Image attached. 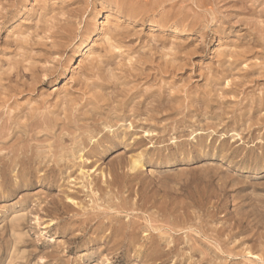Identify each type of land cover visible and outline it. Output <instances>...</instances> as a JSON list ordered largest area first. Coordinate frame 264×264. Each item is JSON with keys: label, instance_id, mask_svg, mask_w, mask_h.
<instances>
[{"label": "rangeland", "instance_id": "rangeland-1", "mask_svg": "<svg viewBox=\"0 0 264 264\" xmlns=\"http://www.w3.org/2000/svg\"><path fill=\"white\" fill-rule=\"evenodd\" d=\"M0 12L12 74L0 82L12 139L0 144V264H264V0H0ZM19 147L30 162L11 165Z\"/></svg>", "mask_w": 264, "mask_h": 264}, {"label": "bare ground", "instance_id": "bare-ground-1", "mask_svg": "<svg viewBox=\"0 0 264 264\" xmlns=\"http://www.w3.org/2000/svg\"><path fill=\"white\" fill-rule=\"evenodd\" d=\"M21 1H22V0H21ZM121 1H122V0H121ZM144 2H145V1H144ZM49 4H50V3H49ZM62 4H63V3H62ZM174 4H175V3H174ZM242 4H243V3H242ZM7 5H8V4H7ZM63 5H64V4H63ZM40 6H41V5H40ZM232 6H233V5H232ZM73 7H74V6H73ZM133 7H134V6H133ZM136 7H137V6H136ZM248 7H249V6H248ZM253 7H254V6H253ZM61 8H62V7H61ZM2 10H3V9H2ZM6 10H7V9H6ZM44 11H45V10H44ZM46 11H47V10H46ZM77 11H78V10H77ZM130 11H131V10H130ZM2 12H3V11H2ZM39 12H40V11H39ZM41 12H42V11H41ZM57 12H58V11H57ZM59 12H60V11H59ZM85 12H86V11H85ZM0 13H1V12H0ZM10 13H11V12H10ZM45 13H46V12H45ZM56 14H57V13H56ZM256 14H257V13H256ZM3 15H4V14H3ZM3 15H2V16H3ZM6 15H7V12H6ZM11 15L13 16L12 13H11ZM14 15H15V14H14ZM135 15H137V14H135ZM196 15H197V14H196ZM7 16H8V15H7ZM35 16H37V15H35ZM51 16H52V15H51ZM132 16H133V15H132ZM136 17H137V16H136ZM183 17H184V16H183ZM230 17H231V15H230ZM255 17H256V16H255ZM49 18H50V17H49ZM54 18H55V17H54ZM162 18H163V17H162ZM186 18H187V17H186ZM47 19H48V18H47ZM50 19H51V18H50ZM50 19H49V20H50ZM52 19H53V18H52ZM18 20H19V19H18ZM60 20H61V18H60ZM74 20H75V18H74ZM155 20H156V19H155ZM169 20H170V19H169ZM52 21H53V20H52ZM54 21L56 22V20H54ZM109 21H110V20H109ZM165 21H166V20H165ZM259 21H260V20H259ZM3 22H4V21H3ZM41 22H42V21H41ZM46 22H47V21H46ZM57 22H58V21H57ZM154 22H155V21H154ZM64 23H65V22H64ZM66 23H67V22H66ZM182 23H183V22H182ZM226 23H227V22H226ZM228 23H229V22H228ZM46 24H47V23H46ZM49 24H50V23H49ZM73 24H74V23H73ZM103 24H104V23H103ZM30 25H31V24H30ZM67 25H70V24H67ZM67 25H66V26H67ZM44 26H45V25H44ZM47 26H48V25H47ZM66 26H64V27H66ZM76 26H77V25H76ZM76 26H75V27H76ZM54 27H55V26H53V27L51 26V28H53V30H54ZM67 27H69V26H67ZM39 28H40V27H39ZM39 28H38V29H39ZM45 28H46V27H45ZM69 28H70V27H69ZM26 29H27V28H26ZM78 29H79V28H78ZM39 30H41V29H39ZM42 30H43V29H42ZM49 30H50V28L48 29V31H49ZM57 30H58V29H57ZM57 30H56V31H57ZM73 30H74V29H73ZM199 30H200V29H199ZM18 31H19V30H18ZM36 31H37V29H36ZM56 31H55V32H56ZM59 31H60V30H59ZM63 31H65V30H63ZM75 31H76V30H75ZM122 31H123V30H122ZM39 32H40V31H39ZM42 32H45V33H46V31H44V30H43ZM42 32H41V33H42ZM53 32H54V31H53ZM53 32H51V35H52ZM68 32H69V31H68ZM158 32H159V31H158ZM57 33L60 34V32H57ZM122 33H123V32H122ZM201 33H202V32H201ZM42 34H43V33H42ZM70 34H71V32H70ZM72 34H73V33H72ZM12 35H13V34H12ZM64 35H65V34H64ZM124 35H125V34H124ZM128 36H129V35H128ZM160 36H161V35H160ZM162 36H163V35H162ZM8 37H9V36H8ZM44 37H45V36H44ZM74 37H75V36H74ZM178 37H179V36H178ZM41 38H42V37H41ZM48 38H49V37H48ZM122 38H123V36H122ZM27 39H29V38H27ZM33 39H34V38H33ZM57 39H58V38H57ZM63 39H64V38H63ZM242 39H243V38H242ZM30 40H32V38H31ZM30 40H27L26 43H25V41H24L25 44H24V43H21V44H20V42H19V43L16 42V45H17V43L20 44V45H23V44H24L25 46H26V44H27V47H26V48L28 49V46H29V45H28V43H29L28 41H30ZM45 40H46V39H45ZM47 40H48V39H47ZM50 40H51V38H50ZM4 41H5V40H4ZM16 41H19V40H16ZM66 41H67V40H66ZM256 41H257V40H256ZM2 42H3V41H2ZM27 42H28V43H27ZM31 42H33V40H32ZM31 42H30L29 44H33V45H34V43H31ZM46 42H47V41H46ZM51 42H52V41H51ZM70 42H71V41H70ZM159 42H160V41H159ZM168 42H169V41H168ZM175 42H176V41H175ZM250 42H251V41H250ZM13 43H14V42H13ZM35 43H37V42H35ZM44 43H45V42H44ZM11 44H12V43H11ZM61 44H62V43H61ZM234 44H235V43H234ZM13 45H14V44H13ZM35 45H38V43L35 44ZM35 45H34V46H35ZM39 45H41V44H39ZM39 45H38V46H39ZM53 45H54V44H53ZM197 45H198V44H197ZM236 45H238V44H236ZM10 46H11V45H10ZM14 46H15V45H14ZM25 46H24V47H25ZM253 46H254V45H253ZM256 46H257V45H256ZM2 47H3V46H2ZM21 47H22V46H21ZM24 47H23V48H24ZM29 47H32V46L30 45ZM41 47H42V45H41ZM49 47H51V46H49ZM179 47H180V46H179ZM226 47H227V46H226ZM3 48H4V47H3ZM17 48H18V47H17ZM46 48H47V47H46ZM247 48H248V47H247ZM5 49L7 50V48H5ZM14 49H15V48H14ZM31 49H33V48H31ZM49 49H50V48H49ZM180 49H181V48H180ZM242 49H244V48H242ZM9 50H11V48H9L7 51H9ZM102 50H103V49H102ZM104 50H105V49H104ZM201 50H202V48H201ZM244 50H245V49H244ZM254 50H255V49H254ZM0 51H1V50H0ZM99 51H100V50H99ZM106 51L110 54V51L105 50V52H106ZM4 52H5V51H4ZM41 52H42V51H41ZM180 52H181V51H180ZM203 52H204V51H203ZM238 52H240V51H238ZM245 52H246V51H244V52H242V53H245ZM247 52H251L250 49H249V51L247 50ZM257 52H258V51H257ZM257 52H256V53H257ZM181 53H182V52H181ZM251 53H252V52H251ZM13 54H14V53H13ZM81 54H82V53H81ZM232 54H233V53H232ZM245 54L248 55L249 53H245ZM245 54H243V55H245ZM42 55H43V54H42ZM98 55H99V54H98ZM111 55H113V54H111ZM219 55H220V54H219ZM233 55H234V54H233ZM236 55H238V54H235V57H236ZM243 55H242V56H243ZM247 55H246V56H247ZM249 55H250V54H249ZM25 56H26V55H25ZM37 56H38V55H37ZM104 56H105V55H104ZM108 56H109V55H108ZM108 56H107V57H108ZM227 56H228V55H227ZM242 56H240V54H239V57H242ZM19 57H20V56H19ZM27 57H28V56H27ZM27 57H26V60H29V59H27ZM32 57H33V56H32ZM105 57H106V56H105ZM112 57L114 58V55H113ZM112 57H111V58H112ZM222 57H223V56H222ZM231 57H232V56H231ZM235 57L233 56V58H235ZM237 57H238V56H237ZM237 57H236V58H237ZM1 58H2V57H1ZM21 58H22V57H21ZM45 58H46V56H45ZM245 58H246V57H244L243 59H245ZM250 58H251V57H250ZM18 59H19V58H18ZM18 59H17V60H18ZM30 59H31V58H30ZM152 59H153V58H152ZM155 59H156V58H155ZM222 59H223V58H222ZM240 59H241V58H240ZM12 60H13V59H12ZM19 60H20V59H19ZM26 60H25V61H26ZM107 60H108V59H107ZM140 60H141V59H140ZM223 60H224V59H223ZM22 61H23V60H21V61H17V62L15 61V63L13 64L14 66L12 67L13 70H14L13 72H15V76H17L18 79H19V77L21 76V74H22V76H23V74H24V72H25V71H23L22 68H21V64H22L21 62H22ZM53 61H54V60H53ZM109 61H110V60H109ZM142 61H143V60H142ZM225 61H226V60H225ZM241 61H242V60H241ZM241 61H240V62H241ZM12 62H14V61H12ZM23 62H24V61H23ZM59 62H60V61H59ZM106 62H107V61H105V63H106ZM155 62H156V61H155ZM236 62H237V59H236V61H235V60H234V61L232 60V62H230V63H232V64L235 66V65H236ZM1 63H3V62H1ZM90 63H91V62H90ZM107 63H109V62H107ZM147 63H148V62H147ZM152 63H153V62H151V64H152ZM237 63H238V62H237ZM9 64H10V63H9ZM24 64H25V62H24ZM27 64H28V62H27ZM29 64L31 65V62H30ZM91 64H92V63H91ZM100 64H102V63L100 62ZM143 64H144V63H143ZM33 65H34V64H33ZM94 65H95V64H94ZM94 65L91 66V67H93L92 69H94ZM152 65H153V64H152ZM155 65H156V64H155ZM165 65H166V64H165ZM165 65H164V66H165ZM180 65H181V64H180ZM238 65H239V64H238ZM40 66H41V65H40ZM100 66H101V65H100ZM100 66H98V67L100 68ZM22 67H24V66H22ZM28 67H29V66H28ZM28 67H27V69H28ZM30 67L32 68V66H30ZM95 67L98 68V67H97V64L95 65ZM143 67H144V66H143ZM158 67H159V66H158ZM160 67H161V66H160ZM167 67H168V66H167ZM169 67H170V66H169ZM171 67H172V65H171ZM37 68H38V67H37ZM83 68H84V67H83ZM85 68H86V67H85ZM96 68H95V70H96ZM155 68H156V66H155ZM162 68H163V67H162ZM176 68H177V67H176ZM249 68H250V67H249ZM249 68H248V69H249ZM252 68H253V67H252ZM23 69H24V68H23ZM35 69H36V67H35ZM40 69H41V68H40ZM51 69H52V68H51ZM89 69H90V67L87 68V71H88ZM109 69H110V68H109ZM157 69H158V68H157ZM160 69H161V68H160ZM164 69H166V68H164ZM232 69H233V68H232ZM257 69H258V68H256V70H257ZM25 70H26V69H25ZM46 70H48V69H46ZM49 70H50V69H49ZM83 70H85V69H83ZM98 70H99V69H98ZM100 70H101V69H100ZM154 70H155V69H154ZM154 70H152V71H154ZM175 70L177 71V69H175ZM256 70H255V71H256ZM30 71L32 72V69L29 68V73H30ZM39 71H40V70H39ZM42 71H43V70H42ZM90 71H92V70H90ZM179 71H180V70H179ZM247 71L249 72V70H247ZM257 71H258V70H257ZM257 71H256V73H257ZM33 72H35V70H33ZM33 72H32V74L30 73V75H32V76H36L37 74L34 75ZM46 72H47V71H46ZM50 72H51V71H49V73H50ZM92 72H93V71H92ZM94 72H95V71H94ZM96 72H97V71H96ZM108 72H109V71H108ZM38 73H39V72H38ZM40 73L42 74V72H40ZM43 73H44V72H43ZM51 73H52V72H51ZM87 73H88V72H87ZM99 73H100V71H99ZM99 73H98V75H99ZM160 73H161V72H160ZM162 73H164V70L162 71ZM230 73H231V72H230ZM251 73H252V71H251ZM251 73H250V74H251ZM253 73H254V72H253ZM9 74H11V72H7V73H4V74H3L2 72H0V82H2V81H1L2 79H3L4 81H6V80H7V81L10 80L11 77H12V74H11V76H9ZM45 74H47V73H45ZM52 74H54V73H52ZM90 74H91V73H90ZM92 74H93V73H92ZM92 74H91V75H92ZM149 74H150V73H149ZM151 74H152V73H151ZM222 74H223V73H222ZM245 74H247V73H245ZM245 74H244V75H245ZM258 74H260V72L257 73V75H258ZM13 75H14V74H13ZM24 75H25V74H24ZM43 75H44V74H43ZM84 75H86V73H84ZM87 75H88V74H87ZM91 75H89V76H91ZM93 75H94V74H93ZM93 75H92V76H93ZM147 75H148V74H147ZM166 75H167V74H166ZM170 75H171V74H170ZM27 76H28V75H27ZM41 76H42V75H41ZM41 76L38 75L36 78H38V77L41 78ZM44 76H45V75H44ZM44 76H43V77H44ZM99 76H100V75H99ZM101 76H102V75H101ZM101 76H100V77H101ZM148 76H149V75H148ZM220 76H221V74H220ZM220 76H219V78H220ZM259 76H260V75H259ZM23 77H24V76H23ZM43 77H42V78H43ZM48 77H50V76H48ZM52 77H53V76H52ZM52 77H51V78H52ZM86 77H87V76H86ZM109 77H110V75H109ZM137 77H138V75H137ZM243 77H246V76H243ZM247 77H248V76H247ZM13 78H14V77H13ZM15 78H16V77H15ZM15 78H14V79H15ZM32 78H33V77H32ZM36 78H34V79H36ZM151 78H152V77H151ZM224 78H225V77H224ZM5 79H6V80H5ZM18 79H17V80L15 79V80L18 81ZM30 79H31V76H30ZM141 79H142V78H141ZM157 79H158V78H157ZM31 80H33V79H31ZM40 80H41V79H40ZM47 80H49V79H47ZM218 80H219V79H218ZM218 80H217V81H218ZM224 80H225V79H224ZM250 80H251V79H250ZM4 81H3V82H4ZM80 81H81V80H80ZM80 81H79V82H80ZM19 82H20V81H19ZM23 82H24V81H23ZM23 82H22V83H23ZM31 82H32V81H31ZM31 82H30V85L34 82V80H33L32 83H31ZM35 82L39 83L38 80L35 81ZM35 82H34V83H35ZM74 82H76V81H74ZM83 82H85V81L82 80V84H83ZM220 82H221V81H220ZM6 83H7V82H6ZM6 83H5V84H6ZM24 83H26V82H24ZM37 83H36V85H37ZM76 83L78 84V81H77ZM95 83H97V82H95ZM95 83H94V84H95ZM218 83H219V82H218ZM221 83H222V82H221ZM221 83H220V84H221ZM16 84H17V83H16ZM16 84H15L14 86H17ZM27 84H28V83H27ZM27 84H26V86H27ZM80 84H81V83H80ZM85 84H86V83H85ZM87 84H88V83H87ZM90 84H91V83H90ZM155 84H156V83H155ZM232 84H233V83H232ZM232 84H231V85H232ZM7 85H11V83H7ZM12 85H13V84H12ZM12 85H11V87H12ZM22 85H24V84H22ZM32 85H33V84H32ZM78 85H79V84H78ZM78 85H77V86H78ZM95 85H96V84H95ZM95 85H94V86H95ZM243 85H244V84H243ZM5 86H6V85H5ZM14 86H13V87H14ZM26 86H25V87H26ZM33 86H34V85H33ZM75 86H76V85H75ZM82 86H83V85H82ZM82 86H80V87H82ZM91 86H93V85H91ZM91 86H90V87H91ZM104 86H106V85H104ZM6 87H7V86H6ZM6 87L3 86V88H6ZM17 87H19V86H17ZM31 87H32V86H31ZM83 87H84V86H83ZM100 87H101V85H100ZM107 87H108V85H107ZM214 87H215V86H214ZM214 87H213V89H214ZM226 87H227V86H226ZM229 87H230V86H229ZM231 87H232V86H231ZM234 87H236L235 84H234ZM241 87H242V86H241ZM20 88H23L24 90L26 89V88H24V87H20ZM29 88H30V87H29ZM71 88H72V87H71ZM85 88H86V86H85ZM85 88H84V89H85ZM88 88H89V87H88ZM88 88H86L85 91H87ZM97 88H98V87H97ZM101 88H102V87H101ZM108 88H110V87H108ZM236 88H238V87H236ZM10 89H11V88H10ZM12 89H13V88H12ZM18 89H19V88H18ZM27 89H28V88H27ZM27 89H26V91H27ZM73 89H74V88H73ZM79 89H80V88H79ZM84 89H83V90H84ZM229 89H230V88H229ZM1 90H2V89H1ZM1 90H0V92H1ZM71 90H72V89H71ZM94 90H95V89H94ZM108 90H109V89H108ZM108 90H107V91H108ZM130 90H131V89H130ZM230 90H231V89H230ZM230 90H229V91H230ZM232 90H233V89H232ZM7 91H9L8 87H7ZM11 91H12V90H11ZM15 91L18 92V90H15ZM15 91H14V92H15ZM26 91H23V92L25 93ZM30 91H31V88H30ZM76 91H77V90H76ZM90 91H91V89H90ZM92 91H93V90H92ZM96 91H97V90H95V91H93V92L96 93ZM105 91H106V90H105ZM222 91H223V90H222ZM19 92L22 93V91H20V89H19ZM28 92H29V90H28ZM35 92H36V91H35ZM78 92H79V91H78ZM80 92H81V91H80ZM128 92H129V91H128ZM128 92H127V93H128ZM134 92H135V91H134ZM134 92H132V93H134ZM12 93H13V92H12ZM15 93H16V92H15ZM83 93H85V92H83ZM87 93H88V92H86L85 94L87 95ZM94 93H91V94H94ZM101 93H102V92H101ZM158 93H159V92H158ZM218 93H219V92H218ZM22 94H23V93H22ZM91 94H90V95H91ZM136 94H137V93H136ZM208 94H209V93H208ZM2 95H3V94H2ZM9 95L11 96V93H10V92H9ZM81 95H82V94H81ZM134 95H135V94H134ZM150 95H151V94H150ZM150 95H149V96H150ZM155 95H156V94H155ZM155 95H154V96H155ZM162 95H163V94H162ZM210 95L213 96L212 94H210ZM210 95L208 96L209 98H210ZM0 96H1V95H0ZM4 96H7V95L5 94ZM12 96H13V95H12ZM19 96H20V95H19ZM103 96H104V95H103ZM127 96H128V95H127ZM154 96H153V99L156 100L157 98H154ZM158 96H159V94H158L157 96H155V97H158ZM160 96H161V93H160ZM160 96H159V97H160ZM205 96L207 97V94H206ZM13 97H14V96H13ZM13 97H12V98H13ZM21 97H22V96H21ZM87 97H88V96H87ZM92 97H93V96H92ZM128 97H129V96H128ZM144 97H147V96H144ZM151 97H152V96H151ZM151 97H149V98H151ZM239 97H240V96H239ZM253 97H254V96H253ZM73 98H74V96H73ZM81 98H82V97H81ZM85 98H86V97H85ZM88 98H89V97H88ZM101 98H102V97H101ZM162 98H163V97H162ZM199 98H200V97H199ZM201 98H203V97H201ZM211 98H212V97H211ZM242 98H243V97H242ZM4 99H6V98H4ZM7 99H10V97L7 98ZM129 99H130V98H129ZM205 99L207 100V98H205ZM254 99H255V98H254ZM83 100H84V99H83ZM92 100H93V99H92ZM143 100H144V99H143ZM145 100H146V99H145ZM147 100H148V99H147ZM151 100H152V99H151ZM163 100H164V98H163ZM249 100H251V98H250ZM9 101H10V100H9ZM9 101H7V102H9ZM15 101H16V100H15ZM94 101H95V100H94ZM252 101H253V100H252ZM3 102H4V100H3ZM7 102L5 101L4 104L6 105ZM12 102H13V101H12ZM63 102H64V101H63ZM72 102H73V101H72ZM87 102H88V101H87ZM90 102H91V101H90ZM146 102H147V101H146ZM150 102H151V101H150ZM157 102H158V100H157ZM163 102H164V101H163ZM206 102H207V101H206ZM253 102H254V101H253ZM255 102H256V101H255ZM258 102H259V101H258ZM68 103H69V102H68ZM74 103H75V101H74ZM74 103H72V105H73ZM82 103H83V101H82ZM91 103H93V102H91ZM141 103H144V102H141ZM158 103H160V105H161L162 102H158ZM207 103L209 104V102H207ZM0 104H1V106L3 105L2 100H0ZM15 104H17V103L15 102ZM76 104H77V103H76ZM100 104H101V103H99V105H100ZM144 104H145V103H144ZM235 104H236V103H235ZM240 104H241V103H240ZM240 104H237V105H240ZM10 105H11V104H10ZM17 105H18V104H17ZM41 105H42V104H41ZM69 105H70V104H69ZM69 105H68V106H69ZM77 105L79 106V104H77ZM81 105H82V104H81ZM156 105H157V104H156ZM158 105H159V104H158ZM160 105H159V106H160ZM255 105H256V103H255ZM8 106H9V105H8ZM14 106H15V105H14ZM18 106H19V105H18ZM43 106H44V104H43ZM78 106H77V107H78ZM101 106H102V105H101ZM161 106H162V105H161ZM240 106L242 107V105H240ZM258 106H259V105H258ZM37 107H38V105H37ZM39 107H40V106H39ZM74 107H76V106H74ZM157 107H158V106H157ZM165 107H166V106H165ZM254 107L256 108V106H254ZM4 108H5V107H4ZM20 108L22 109V106H21ZM44 108L46 109V107H44ZM62 108H66V107H63V106H62ZM67 108H69V107H67ZM232 108H233V107H232ZM259 108H260V106H259ZM1 109H2V108H1ZM30 109L32 110V108H30ZM30 109H29V110H30ZM39 109H40V108H39ZM42 109H43V107H42ZM42 109L40 110L41 112H42ZM60 109H61V108H60ZM60 109H59V110H60ZM77 109H79V108H77ZM101 109H102V108H101ZM143 109H144V108H143ZM148 109H149V108H148ZM157 109H158V108H157ZM159 109H160V108H159ZM161 109H162V108H161ZM22 110H23V109H22ZM29 110H28V111H29ZM34 110H35V109H34ZM61 110L63 111V109H61ZM65 110H66V109H65ZM67 110H68V109H67ZM73 110L76 111V109H73ZM103 110H104V109H103ZM140 110H142V109H140ZM140 110H137V111L141 112ZM150 110H152L151 107H150ZM154 110L156 111V108L153 109L152 111H154ZM252 110H253V109H252ZM254 110H256V109H254ZM254 110H253V111H254ZM257 110H258V109H257ZM1 111H2V110H1ZM1 111H0V112H1ZM6 111H7V109H6ZM17 111H19V110H17ZM17 111L15 110L14 113L17 112ZM20 111H21V110H20ZM23 111H25V110H23ZM43 111H44V109H43ZM62 111H61V112H62ZM75 111L73 112V113H75V114H76L77 112H79V111H77V112H75ZM101 111H102V110H101ZM127 111H129V115H131V114H130V110H127ZM152 111H151L150 113H151L152 117H154L153 114H152V113H154V112H152ZM161 111L163 112V109H162ZM161 111H160V112H161ZM165 111H166V110H165ZM3 112H4V110H3ZM29 112H31V111H29ZM37 112H38V111H37ZM69 112H72V108H71V111H69ZM157 112H158V111H157ZM160 112H159V114H160ZM162 112H161V113H162ZM166 112H167V111H166ZM8 113L10 114L9 111H8ZM8 113H7L6 115H8V117H9L10 115H9ZM18 113H19V112H18ZM24 113H25V112H24ZM32 113L34 114V111H33ZM38 113H39V112H38ZM47 113H48V112H47ZM47 113H46V114H47ZM73 113H72V114H73ZM125 113H127V112H125ZM136 113H137V112H136ZM0 114H2V113H0ZM11 114H12V113H11ZM19 114H20V113H19ZM21 114H22V113H21ZM21 114L19 115V117L21 116ZM28 114H31V113H28ZM43 114H45V112H44ZM43 114H40V115L38 114V116L42 117L41 115H43ZM66 114H67V112H66ZM72 114H70V115H72ZM122 114H123V113H122ZM143 114H144V113H143ZM155 114H156V113H155ZM249 114H250V113H249ZM253 114H254V113H253ZM3 115H5V114H3ZM3 115H2V116H3ZM16 115H17V114H14V115H12L11 117L8 118V119L11 121V124H12V123H13V124H14V123L16 124V120L18 119V116L16 117ZM47 115H48V114H47ZM49 115H50V114H49ZM49 115H48V116H49ZM51 115H53V114H51ZM51 115H50V117H51ZM61 115H62V113H61ZM112 115H113V114H112ZM123 115H124V114H123ZM123 115H122V116H123ZM145 115H146V114H145ZM160 115H161V114H160ZM250 115H251V114H250ZM26 116H27V115H26ZM28 116H30V115H28ZM43 116H46V115H43ZM48 116H46V117H48ZM54 116H55V115H54ZM125 116H126V115H125ZM139 116H140V115H139ZM149 116H150V114H149ZM155 116L158 117L157 114H156ZM32 117H34V116H33V115L30 116L29 119H31ZM71 117H73V116H71ZM71 117H70V118H71ZM76 117H77V116L75 115V118H76ZM130 117H131V116H130ZM160 117H161V116H160ZM35 118H37V116H35ZM35 118H34V119H35ZM43 118H44V117H43ZM48 118H49V117H48ZM53 118H54V117H53ZM53 118L51 117L52 120H54ZM61 118H62V116H61ZM75 118H73V119H75ZM89 118H90V117H89ZM3 119H4V118H3ZM5 119H6V118H5ZM27 119H28V118H27ZM29 119H28V120H29ZM41 119H42V118H41ZM46 119H47V118H46ZM46 119H45V120H46ZM49 119H50V118H49ZM59 119H60V118H59ZM62 119H63V118H62ZM64 119H65V118H64ZM66 119H67V118H66ZM78 119H79V118H78ZM118 119H119V118H118ZM120 119H122V118H120ZM156 119H157V118H156ZM158 119H159V118H158ZM158 119H157V120H158ZM161 119H163V118H161ZM1 120H2V119H1ZM6 120H7V119H6ZM9 120H8V121H9ZM55 120H56V119H55ZM71 120H72V118H71ZM71 120H70V122L73 121V120H72V121H71ZM239 120H240V119H239ZM31 121H32V120H31ZM40 121H41V120H40ZM40 121H39V122H40ZM46 121H47V120H46ZM58 121L62 123V120H58ZM66 121H67V120H66ZM76 121H77V120H76ZM2 122H3V120L1 121L0 124H2ZM4 122H5V121H4ZM28 122H29V121H28ZM39 122H38V123H39ZM47 122H49V120H48ZM54 122H55V121H54ZM63 122H64V121H63ZM68 122H69V121H68ZM73 122H74V121H73ZM77 122H78V121H77ZM117 122H118V121H117ZM7 123H8V122H7ZM44 123H45V121H44ZM65 123H66V122H65ZM74 123H75V122H74ZM4 124H5V123H4ZM15 124H14V125H15ZM40 124H41V123H40ZM40 124H39V125H40ZM46 124H48V123H46ZM57 124H58V123H57ZM115 124H116V123H115ZM9 125H10V123H9ZM16 125H17V124H16ZM16 125H15V126H16ZM20 125H22L23 127H25V125H27V123H26L25 125H23L22 123H19V124L17 125V127L14 128V130L20 131L19 134H21L22 137H23V136H24V137L26 136V137L28 138V140H29V139H30V140H31V139H34V135H33V136H32V135H31V136H30V135H28V136L26 135V134H28V132H29L30 130H29L28 132H24V131H23L24 128H22ZM28 125H29V124H28ZM28 125H27V126H28ZM32 125H33V124H32ZM32 125H31V126H32ZM41 125H42V124H41ZM59 125H60V123H59ZM59 125H58V126H59ZM66 125H67V124H66ZM66 125H65V127H66ZM86 125H87V124H86ZM2 126H4V125L2 124V125L0 126V128H3ZM5 126H6V125H5ZM11 126H12V125H10V127H11ZM27 126H26V127H27ZM34 126H35V124H34ZM51 126H52V128H53L54 123H53V125H51ZM58 126H57V127H58ZM67 126H68V125H67ZM77 126H78V125H77ZM115 126H116V125H115ZM7 127H9V126H7ZM10 127H9V128H10ZM41 127L44 129V128H45V124H44V126H41ZM47 127H48V126H47ZM60 127L62 128V126H60ZM60 127H59V129H60ZM9 128H8V129H9ZM33 128L36 129L37 127H33ZM49 128H50V127H48V129H47L48 131H49ZM75 128H76V127H75ZM78 128H79V127H78ZM95 128H96V126H95ZM4 129H5V128H4ZM29 129H32V127L29 128ZM45 129H46V128H45ZM0 130H3V129H0ZM27 130H28V128H27L25 131H27ZM33 130H34V129H33ZM33 130H32V131H33ZM50 130H51V129H50ZM12 131H13V130H12ZM17 131H13V134H14L15 132H17ZM34 131H35V130H34ZM34 131H33V132H34ZM43 131H44V130H43ZM52 131H53V130H52ZM52 131H51V132H52ZM67 131H68V130H67ZM0 132H1V131H0ZM4 132L7 133V130H5ZM9 132H10V131L8 130V133H9ZM45 132L48 133L47 131H45ZM6 133H1V134H0V144H5V141L8 139V137H7L8 134H6ZM30 134H33V133L31 132ZM34 134H35V133H34ZM37 134H38V133H37ZM49 134H51V133L49 132ZM52 134H53V133H52ZM59 134H60V133H59ZM9 135H10V134H9ZM13 136H14V135H13ZM13 136H12V137H13ZM21 136H20V138H21ZM43 136H44V135H43ZM60 136H61V135H60ZM102 136H103V135H102ZM10 137H11V135L9 136V139H10ZM16 137H19V136L16 135ZM26 137H25V138H26ZM57 137H59V136H57ZM35 138H36V137H35ZM48 138H49V137H48ZM59 138H60V137H59ZM61 138H62V137H61ZM64 138H65V137H64ZM75 138H76V136H75ZM75 138H74V139H75ZM79 138H80V137H79ZM82 138H84V137H82ZM9 139H8V140H9ZM13 139H14V138H13ZM36 139H37V138H36ZM85 139H86V138H85ZM85 139H84V140H85ZM102 139H103V138H102ZM105 139H106V137H105ZM10 140H12V139H10ZM16 140H17V139H16ZM19 140H21V139H19ZM30 140H29V141H30ZM37 140H38V139H37ZM60 140H62V139H60ZM78 140H79V139H78ZM82 140H83V139H82ZM143 140H144V139H143ZM17 141H18V140H17ZM24 141H25V140H24ZM43 141H45V140H43ZM62 141H63V140H62ZM106 141H107V140H105V142H106ZM18 142H19V141H18ZM21 142H22V141H21ZM35 142H36V140H35ZM56 142H58V139H57ZM60 142H61V141H60ZM96 142H97V141H96ZM98 142H99V141H98ZM102 142H103V140H102ZM19 143H20V142H19ZM22 143H24V142H22ZM25 143H26V141H25ZM75 143H76V139H75ZM75 143H74V144H75ZM78 143H79V142H78ZM78 143H77V145H78ZM81 143H82V141H81ZM20 144H21V143H20ZM26 144H27V143H26ZM84 144H85V142H84ZM113 144H114V142H113ZM6 145H7V144H6ZM28 145H29V144H28ZM57 145H59V144H57ZM60 145H61V144H60ZM80 145H82V144H80ZM2 146H3V145H1L0 148H2ZM15 146H16V144H15ZM17 146H19V144H17ZM21 146H23V145H20V147H21ZM34 146H35V145H34ZM82 146H83V145H82ZM92 146H93V145H92ZM114 146H115V145H114ZM3 147H4V146H3ZM5 147H6V146H5ZM20 147H19V148H16V150H15V148H13V149L15 150V152H14V154H15L14 159L11 158V157H12V154H11V156L8 155V156L10 157V159H9V158H8V159L11 161V165H12V164H15L16 161H18L19 164H20V162L23 161L24 159H26V161L29 160V158H28V156H27V153H29V152H28L27 150H25L27 147L25 146V149H24V150H23V148H20ZM36 147H38V144H37ZM39 147H40V146H39ZM41 147H42V146H41ZM61 147H62V146H61ZM89 147H90V146H89ZM98 147H99V146H98ZM9 148H10V147H9ZM30 148H31V147H30ZM30 148H29V149H30ZM59 148H60V147H59ZM3 149H4V148H3ZM3 149H2V150H3ZM56 149H57V148H56ZM2 150H0V151H2ZM14 150H13V151H14ZM62 150H64V147H63ZM9 151H10V150H9ZM34 151H35V150H34ZM36 151H37V150H36ZM44 151H45V150H44ZM56 151H57V150H56ZM2 152H3V151H2ZM10 152H11V151H10ZM10 152H9V153H10ZM37 152H38V151H37ZM39 152H40V150H39ZM39 152H38V153H39ZM60 152H61V148H60ZM62 152H63V151H62ZM64 152L66 153V151H64ZM67 152H68V154H69V151H68V150H67ZM70 152H71V151H70ZM30 153H32V152H30ZM42 153H43V152H42ZM46 153H47V151H46ZM46 153H44V154H46ZM72 153H73V152H72ZM104 153H105V152H104ZM32 154H33V153H32ZM48 154H49V153H48ZM57 154H58V156H59V151H58ZM57 154H55V155H57ZM60 154H63V153H60ZM68 154L66 153L65 155H68ZM70 154H71V153H70ZM4 155H5V154H4ZM33 155H34V154H33ZM39 155L42 156V154H39ZM39 155H38V156H39ZM0 156H1V155H0ZM2 156H3V155H2ZM31 156H32V155H31ZM48 156H49V155H48ZM52 156L54 157V155H52ZM34 157H35V155H34ZM42 157L44 158V156H42ZM50 157H51V156H50ZM60 157H62V156H60ZM70 157H71V156H70ZM140 157H141V156H140ZM0 158H2V157H0ZM36 158H37V155H36ZM98 158H99V157H98ZM4 159H5V158H4ZM8 159H6L5 161H7ZM27 159H28V160H27ZM30 159H31V158H30ZM41 159H42V158H41ZM48 159H50V158L48 157ZM48 159H47V160H48ZM52 159H53V158H52ZM54 159H55V158H54ZM54 159H53V160H54ZM58 159H59V158H58ZM58 159H57V162H60V161H58ZM61 159H62V158H61ZM63 159H64V158H63ZM82 159H83V158H82ZM39 160H40V159H39ZM55 160H56V159H55ZM130 160H131V159H130ZM24 161H25V160H24ZM49 161H50V162H53L52 160H49ZM61 161H63V160H61ZM66 161H67V160H66ZM85 161H87V160H85ZM131 161H132L131 170H135V169L138 167L139 164H138L135 160H134V161L131 160ZM28 162H30V161H28ZM28 162H27L26 164H28ZM36 162H37V161H36ZM43 162H44V161H43ZM45 162H46V160H45ZM47 162H48V161H47ZM50 162H49V163H50ZM69 162H71V161H69ZM9 163H10V162H9ZM40 163H41V162H40ZM55 163H56V162H55ZM78 163H79V162H78ZM80 163H81V162H80ZM24 164H25V162H24ZM26 164H25V165H26ZM33 164H34V162H33ZM33 164H32V165H33ZM36 164L39 165L38 162H37ZM41 164H42V163H41ZM57 164H58V163H57ZM60 164H61V163H60ZM2 165H3V164H2ZM28 165H29V164H28ZM81 165H83V164H81ZM13 166H14V165H13ZM21 166H22V165H21ZM40 166H42V165H40ZM49 166H50V165H49ZM56 166L58 167V165H56ZM59 166H60V165H59ZM68 166H69V165H68ZM31 167H32V166H31ZM44 167H45V166H44ZM70 167H71V166H70ZM28 168H29V167H28ZM48 168H49V167H48ZM52 168H53V166H52ZM78 168H79V166H78ZM114 168H115V167H114ZM0 169H1V168H0ZM129 169H130V168H129ZM32 170H33V169H32ZM137 170H138V169H137ZM100 171H101V170H100ZM111 171H112V170H111ZM42 172H43V171H42ZM95 172H96V171H95ZM112 172H113V171H112ZM135 172H136V171H135ZM1 173H2V172H1ZM5 173H6V172H5ZM5 173H4V174H5ZM131 173H132V171H131ZM26 174H27V173H26ZM48 174H49V173H48ZM102 174H103V173H102ZM83 176H84V175H83ZM25 177H26V176H25ZM37 177H38V176H37ZM87 178H88V177H87ZM119 178H120V177H119ZM102 179H103V177H102ZM8 180H9V179H8ZM75 180H76V179H75ZM98 180H99V179H98ZM107 180H108V179H107ZM1 181H2V180H1ZM6 181H7V180H6ZM46 181H47V180H46ZM54 181H55V180H54ZM103 181L105 182L106 179L103 180ZM3 182H4V181H3ZM57 182H58V180H57ZM104 182H103V183H104ZM111 182H112V181H111ZM47 183H48V182H47ZM101 183H102V182H101ZM106 183H108V182H106ZM114 183H115V182H114ZM114 183H113V184H114ZM93 184H94V183H93ZM94 185H96V184H94ZM102 185H103V184H102ZM104 185H105V184H104ZM107 185H108V184H107ZM107 185H106V186H107ZM110 185H112V184H110ZM110 185H109V186H110ZM120 185H121V184H120ZM88 186H89V185H88ZM134 186H135V185H134ZM3 187H4V186H3ZM18 187H19V186H18ZM96 187H97V185H96ZM110 187H111V186H110ZM110 187H109V188H110ZM5 188H6V187H5ZM98 188H99V187H98ZM91 189H92V188H91ZM93 189H94V188H93ZM111 189H112V188H111ZM115 189H116V188H115ZM103 191H104V190H103ZM83 192H84V191H83ZM104 192H105V191H104ZM107 192H108V191H107ZM115 192H117V191H115ZM93 194H94V193H93ZM96 195H97V194H96ZM78 197H79V196H78ZM150 197H151V196H150ZM65 199H66V198H65ZM104 199H105V198H104ZM123 199H124V198H123ZM73 200H74V199H73ZM143 200H144V199H143ZM60 201H61V200H60ZM153 201H154V200H153ZM56 202H57V201H56ZM68 202H70V198H69ZM74 202H75V201H74ZM146 202H147V201H146ZM79 204H80V203H79ZM128 204H129V203H128ZM172 204H173V203H172ZM167 205H169V204H167ZM64 206H67V204L64 205ZM76 208H77V207H76ZM148 208H149V207H148ZM168 208H169V207H168ZM171 209H172V208H171ZM58 210H59V209H58ZM83 210H84V209H83ZM82 212H83V211H82ZM162 212H163V211H162ZM177 213H178V212H177ZM97 215H98V214H97ZM108 215H109V214H108ZM95 216H96V215H95ZM112 216H113V215H112ZM158 216H159V215H158ZM88 217H89V216H88ZM98 217H99V216H98ZM18 218H19V217H18ZM96 218H97V217H96ZM117 218H118V217H117ZM166 218H167V217H166ZM75 219H76V218H75ZM75 219H74V220H75ZM97 219H98V218H97ZM107 219L110 220V216H109V217L107 216ZM115 219H116V218H115ZM90 220H91V219H90ZM169 220H170V219H169ZM20 221H21V220H20ZM111 221H112V218H111ZM111 221H110V223H111ZM112 222H113V221H112ZM120 222H121V221H120ZM117 223H119V222H117ZM123 224H125V223L123 222ZM181 224H182V223H181ZM82 225H83V224H82ZM94 225H95V224H94ZM118 225H119V224H118ZM118 225H117V226H118ZM121 225H122V224H121ZM130 225H131V224H130ZM114 226H116V225H114ZM122 226H123V225H122ZM132 226H133V225H132ZM97 227H98V226H97ZM127 227H129V226H127ZM111 228H112V227H111ZM115 228H116V227H115ZM125 228H126V227H125ZM132 228H133V227H132ZM109 229H110V228H109ZM120 229H121V228H120ZM127 229H128V228H127ZM129 229H130V228H129ZM134 229L136 230V227H135ZM112 230H113V229H112ZM116 230H117V229H116ZM124 231H125V230H124ZM124 231H123V232H124ZM132 231H134V230L132 229ZM132 231H131V232H132ZM97 232H98V231H97ZM125 232H126V231H125ZM129 232H130V231H129ZM110 233H111V232H110ZM133 233H134V232H133ZM139 233H140V232H139ZM126 234H127V232H126ZM133 235H134V234H133ZM116 236H117V235H116ZM124 236H125V235H124ZM128 236H129V235H128ZM22 237H23V236H22ZM122 237H123V236H122ZM125 237H126V236H125ZM152 237H153V236H152ZM12 238H13V236H12ZM16 238H17V237H16ZM96 238H97V237H96ZM130 238H131V237H130ZM188 238H190V237H188ZM114 239H115V238H114ZM14 240H15V239H14ZM110 240H111V239H110ZM100 241H101V240H100ZM115 244H116V243H115ZM144 244H145V243H144ZM141 246H142V245H141ZM197 248H198V247H197ZM13 249H14V248H13ZM230 249H231V248H230ZM12 251H13V250H12ZM13 253H14V252H13ZM151 254H152V253H151ZM18 255H19V254H18ZM21 255H22V254H21ZM225 255H226V254H225ZM144 256H145V255H144ZM238 256H239V255H238ZM232 258H233V257H232ZM21 259H22V258H21ZM149 260H150V259H149ZM153 261H154V260H153ZM15 263H16V262H15ZM28 263H29V262H28ZM39 264H40V263H39Z\"/></svg>", "mask_w": 264, "mask_h": 264}]
</instances>
